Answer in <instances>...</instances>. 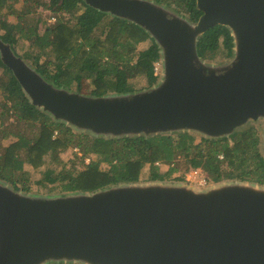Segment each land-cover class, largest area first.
I'll return each mask as SVG.
<instances>
[{"label":"water","instance_id":"1","mask_svg":"<svg viewBox=\"0 0 264 264\" xmlns=\"http://www.w3.org/2000/svg\"><path fill=\"white\" fill-rule=\"evenodd\" d=\"M84 1L145 30L161 73L141 91L81 95L47 82L0 39L2 61L54 122L99 138L218 139L264 119V0H196V23L152 0ZM216 26L234 39L223 65L198 53ZM3 182L0 264H264V185L140 181L46 198Z\"/></svg>","mask_w":264,"mask_h":264},{"label":"trees","instance_id":"2","mask_svg":"<svg viewBox=\"0 0 264 264\" xmlns=\"http://www.w3.org/2000/svg\"><path fill=\"white\" fill-rule=\"evenodd\" d=\"M163 4L178 15L196 23L202 15L196 0H152ZM18 0H0V27H9L0 39L17 54L21 41L29 43L25 57L36 71L56 88L82 91L85 81L90 94L135 91L128 76L146 78L148 87L155 84L154 64L160 60L159 48L149 34L134 23L101 12L84 0H25L16 8ZM43 12H49L44 15ZM15 17V23L2 21L5 15ZM50 19H55L50 22ZM150 42L145 50L138 45ZM234 39L228 28L216 26L198 41V53L205 61L219 56H233ZM18 55V54H17ZM0 128L3 117L13 115L18 124H30L37 129L35 137L20 133H5L15 140L4 148L0 156V180L10 182L15 191H29L23 181H29L28 165L41 169L47 158L56 166L64 165L61 155L72 145L82 154L75 155L69 169L52 176L48 169L44 177L48 184L59 183L62 195L94 193L122 184L140 182L143 170L150 166L152 181H164L175 172L170 168L166 176L157 164L172 165L183 157L192 169H202L214 183L223 178L264 185V156L256 146L255 128L242 130L230 137L203 139L191 133L157 135L146 138H99L76 133L64 123H56L37 109L27 98L13 71L4 64L0 54ZM222 157V158H221ZM89 158L90 162L85 163ZM80 165L84 167L77 169ZM107 165L108 169H103ZM24 176L23 181L17 176ZM182 180V179H177ZM44 185V183H38Z\"/></svg>","mask_w":264,"mask_h":264},{"label":"rangeland","instance_id":"3","mask_svg":"<svg viewBox=\"0 0 264 264\" xmlns=\"http://www.w3.org/2000/svg\"><path fill=\"white\" fill-rule=\"evenodd\" d=\"M25 0H18V2H16L15 6L16 8H21L23 5V2ZM44 15H49V12H43ZM52 19H50L51 22ZM2 21L6 22V23H15V17L11 16V15H5L2 18ZM9 27L4 26L2 24V28L0 27V34L2 35H7ZM150 45V42H145L142 44L138 45V50H145L148 48V46ZM29 49V43L25 42V41H21L19 44V47L17 48V54L25 60V62L32 67L33 69H36V67L31 63L30 60H28L25 57V52ZM230 59L224 58L222 56H219L216 60L214 61H207L210 64H214V65H223L229 62ZM130 77V79L132 80L131 82L134 83L135 85V91H141L144 89L148 88V83L146 78L143 77H135V75L133 74V72L128 75ZM71 92H78L81 95H90V91H91V86L89 84L88 81L84 82L83 85V89L82 91H76V90H70ZM0 102H2V96L0 95ZM2 110V108H0V111ZM4 119V125L3 127L0 128V156H2L4 154V148L7 147L8 145H10L15 138L13 136H11L9 139H3V135H4V131L5 133H9L11 132L13 133H20V134H27L29 135L31 138L35 137L37 134V129L34 127H31L30 124L26 123V124H18V121H15L16 117L13 115H6L3 117ZM250 128H255L256 129V133H257V142L253 145L256 146L257 149H259L260 153L264 156V119L263 120H259L257 122H251L249 125H247L245 128H243V130H248ZM78 133V132H76ZM236 134V133H235ZM234 135V134H233ZM197 142H200V136H197ZM78 154L79 156H81L82 154L79 152L78 148H74L72 145L69 147V149L63 153L61 155L62 160L64 161V165L61 166H56L54 164L51 163V159L47 158V163L45 164L44 167H42L41 169L38 170H34L31 167H29L28 165L25 166V170L29 172V181L25 182L23 181L24 176L20 177L21 175H18L17 177L22 180L25 184H27V186L29 187V191H21V194H23L24 196L27 197H31V196H38V197H46V198H51V197H56V196H60L62 193V190H60V185L57 182L56 184H48L47 182H45V175L46 172L48 171V169H54L53 175L52 176H58L60 174V172L63 169H69L72 165V162H74L75 160V155ZM90 162V159L87 158L85 160V163L88 164ZM159 166V172L162 176H166V174L168 173L170 168H175L176 172L167 180H164V182L166 183H173L175 181H181V182H185L188 183L189 185H195L199 188H206L208 186H212L215 185L216 183L210 181L208 175L201 170V173L203 172V175L207 178L208 184L205 187H200L198 185H196L194 182L189 181V179H187V177L189 176L192 168L190 167V164L183 158L180 157L178 158L174 164L172 165H168V164H157ZM84 166L80 165L79 167H77V169H82ZM103 169H108L107 165H103L102 166ZM152 174H151V168L150 166H147L140 177V181L142 183H147L152 181ZM177 179H182V180H177ZM4 181V180H3ZM224 181H228V179L223 178L221 182ZM229 181H235V180H229ZM7 186H11V183L4 181ZM3 182V183H4ZM44 183V185H40L38 183ZM249 183V182H248ZM52 263V262H49Z\"/></svg>","mask_w":264,"mask_h":264},{"label":"built area","instance_id":"4","mask_svg":"<svg viewBox=\"0 0 264 264\" xmlns=\"http://www.w3.org/2000/svg\"><path fill=\"white\" fill-rule=\"evenodd\" d=\"M154 66L155 75L158 77L161 73V63L158 61L154 64ZM201 170L202 169H192L187 179L200 187H205L208 184V181L203 175V172L201 173Z\"/></svg>","mask_w":264,"mask_h":264},{"label":"clouds","instance_id":"5","mask_svg":"<svg viewBox=\"0 0 264 264\" xmlns=\"http://www.w3.org/2000/svg\"><path fill=\"white\" fill-rule=\"evenodd\" d=\"M51 21H52V22H54V21H55V19H52Z\"/></svg>","mask_w":264,"mask_h":264}]
</instances>
